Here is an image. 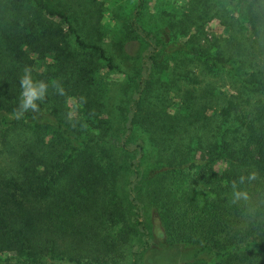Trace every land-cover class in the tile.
I'll use <instances>...</instances> for the list:
<instances>
[{
  "label": "trees",
  "instance_id": "obj_1",
  "mask_svg": "<svg viewBox=\"0 0 264 264\" xmlns=\"http://www.w3.org/2000/svg\"><path fill=\"white\" fill-rule=\"evenodd\" d=\"M166 1L0 0V264H264V0Z\"/></svg>",
  "mask_w": 264,
  "mask_h": 264
},
{
  "label": "rangeland",
  "instance_id": "obj_2",
  "mask_svg": "<svg viewBox=\"0 0 264 264\" xmlns=\"http://www.w3.org/2000/svg\"><path fill=\"white\" fill-rule=\"evenodd\" d=\"M122 2H125V4H128L127 2L132 3L133 0H122ZM157 2V5L160 6L161 0H155ZM184 2L182 0H167L163 5L161 10H170V8H178L182 7ZM155 6V5H153ZM155 11H149V14L154 13ZM208 34L211 36L213 33H220L222 31V27L220 26L219 22L214 20L207 26ZM136 44L131 45L130 48L128 47L129 52H132L136 49ZM132 62V60L130 59ZM129 60H126L127 67L130 66ZM132 65V63H131ZM129 72L132 70L129 68L127 69ZM114 80H121L124 78L123 74H115ZM111 79H113L111 77ZM106 84H108L106 82ZM109 85V84H108ZM109 88V87H108ZM114 95V94H112ZM119 94L116 93V98H118ZM151 222L149 226L151 227L153 231V244H155L150 251L145 254V258H143V264H169V263H175V262H185L190 261L193 257V251L187 250L185 248H173L168 249L166 246H162L160 242H158L157 238H162L161 228L160 224L156 217H151Z\"/></svg>",
  "mask_w": 264,
  "mask_h": 264
},
{
  "label": "clouds",
  "instance_id": "obj_3",
  "mask_svg": "<svg viewBox=\"0 0 264 264\" xmlns=\"http://www.w3.org/2000/svg\"><path fill=\"white\" fill-rule=\"evenodd\" d=\"M20 100L18 110L15 112V118L21 119L28 112H38L40 105L43 104L49 95L51 87L58 95H64L63 86L56 81L46 82L44 80H36L32 75L30 68H25L23 76L20 78ZM254 176L247 177V180L254 179ZM245 177H240L238 182L232 185V202L247 201L248 193L242 191L240 185L245 183Z\"/></svg>",
  "mask_w": 264,
  "mask_h": 264
}]
</instances>
